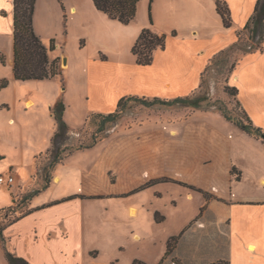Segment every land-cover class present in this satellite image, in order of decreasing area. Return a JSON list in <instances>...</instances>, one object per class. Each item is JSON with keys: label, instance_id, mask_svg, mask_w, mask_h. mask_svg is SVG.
<instances>
[{"label": "rangeland", "instance_id": "obj_1", "mask_svg": "<svg viewBox=\"0 0 264 264\" xmlns=\"http://www.w3.org/2000/svg\"><path fill=\"white\" fill-rule=\"evenodd\" d=\"M249 1L234 0L236 11L241 12ZM153 2H156L162 34L167 35V47L155 53L154 62L149 66L137 64L132 48L144 28L156 30L150 19L155 16L153 3L150 11L151 0L140 2L137 18L128 24L109 16L104 20L87 9L83 17H65V13L60 21L57 14L51 17L53 22L46 33L56 39V53L61 56L62 67L63 56L68 61L63 75L51 81L52 89L65 94L69 122L66 121L74 129L70 142L77 145L90 142L93 137L98 142L76 150L59 163L52 171L50 186L30 204L18 207L16 213L20 215L31 206L45 202L57 204L26 216L5 230L7 246L12 252H25L36 264H133L135 259L152 264H184L185 260L173 253L161 260L166 255L170 235H178L184 222L197 215L207 199L218 198L217 192L199 189L198 185L220 188L232 199L249 203L264 198V137L250 136L235 127L214 112L218 111L216 105L209 110H198L179 104H147L129 99L115 121L97 117L86 123L91 113L114 111L116 107L111 103L117 94L157 97L142 91L148 90L146 87L154 82L155 75L165 77L175 62L181 76L196 82L213 57L227 48L214 51L210 39L218 30L235 32L232 16V24L225 28L216 10L208 9V13L204 10L200 15L180 18L181 23L188 25L177 33L166 9L178 11V5L172 0ZM194 26L199 28L198 36L190 31ZM244 37L247 39L248 34ZM182 38L198 41L176 45V39ZM202 45L207 48L205 55L199 54ZM53 53L49 51L51 60ZM236 57L241 59L240 52H232L228 63L209 67L204 74V86L196 92L208 93L218 106L226 105L233 117L244 110L242 104L237 105V97L226 90L230 67ZM38 93L23 87L19 94L24 97ZM241 94L248 104L256 98L249 88ZM259 102L255 109L251 105L249 108L255 117L254 125L264 132V121L257 122L264 117L262 96ZM13 112V108H0V175H7L11 165L23 160L24 163L16 165L21 181L13 186L0 184V209L42 185L39 168L47 161L51 148L52 125L44 106L27 107L20 102L16 124H9ZM36 152L39 153L35 155ZM211 154L214 157L211 162L199 163V159ZM225 155L242 170L241 181H227ZM133 205L140 208L138 216L130 212ZM231 206L221 215L227 223L226 217L252 218L264 226V207ZM157 211L165 216L161 222L155 220ZM225 227L228 236V225ZM135 233H140L142 238L137 239ZM256 244V247L250 246L252 249H239L234 243L233 262L264 264V236ZM0 264H9L1 239Z\"/></svg>", "mask_w": 264, "mask_h": 264}, {"label": "crops", "instance_id": "obj_2", "mask_svg": "<svg viewBox=\"0 0 264 264\" xmlns=\"http://www.w3.org/2000/svg\"><path fill=\"white\" fill-rule=\"evenodd\" d=\"M191 1L192 0H172V2L178 5L177 7L179 8V10L172 11V9L171 10L166 9L167 15L170 18V22H172L171 26L175 28L177 33L186 29V26L188 25V24L186 25V23L185 24L181 23L180 18H183L185 20L188 19V17L194 16L195 14L200 15L201 13H203L204 10L206 13H208L209 12L208 9L216 10L217 15L220 16L223 22L222 16L217 11V0H206L205 3L201 2L202 0H195V2H191ZM225 1H227L232 12L231 16L233 17V25H235L234 27L235 32L227 31L225 29L218 30L217 33L214 35V37L210 39L211 46H215L214 51L220 49L221 47L230 46L237 39V31L245 26V24L253 14L257 0H250L249 2H247L245 4V7L242 8L241 12L236 11L234 0H225ZM140 2L138 4V9L140 6ZM153 4H154L153 10L155 12V16L153 19L154 23L152 24V26L156 28L155 30L156 32L162 33L163 29L160 27L161 23H159V20L156 17V2L155 3L153 2ZM191 8L193 9V11H191ZM86 9L89 10L91 14H94L104 20H106V17L108 16L103 11L97 9L93 0H37L35 14H34L35 31L43 39V41L47 43V41H49L51 38H54L52 37L51 34L46 33L48 25L50 26L53 22L51 19L53 15L57 14L59 16V21H60V16H62L63 13H65V17L68 16L72 17L75 15L78 17H83L85 16L84 13L86 12L85 11ZM179 11L183 13H178ZM138 12L139 11H137V15ZM136 18L137 16L135 17V19ZM111 19L117 20L113 18ZM221 24L222 27L223 26L225 28L227 27L223 23ZM143 25H147V22L144 23ZM143 25L141 27H143ZM190 31L192 32V34H195L196 36H198L199 34L198 27L195 26L190 27ZM13 36H14V0H0V51L2 54V55L0 54V78H7L10 80L9 86L0 91V108L4 106H6L10 110L13 108L14 112L9 117L8 123L16 124L15 114L17 113L20 107V102L24 103L27 107H35L37 105L44 106L48 110L47 113L48 122L52 125V133L50 135L52 140V137L57 129V123L52 109L60 97H63L64 99V103L66 107L64 117L65 120L68 121V107L65 102V94L64 93L60 94L61 92H59L57 88L52 89L53 83L51 80L54 79V77L47 79H30V80H17L14 78L13 68L15 61H14ZM197 41H198L197 38L188 39V41L185 38H182L181 40L176 39L175 42L177 45L179 42H183V43L192 42V44H194ZM165 49L164 50L159 49L156 52L165 51ZM201 49H202L201 51L199 50V54L205 55L208 53L207 48L203 47V45ZM178 51L181 53L183 52L180 49H178ZM53 52H54L52 54L53 57L51 58L54 59L57 56H59L56 53V49L53 50ZM207 66L208 65H206L205 69L207 68ZM176 67H177V63L175 62L174 66L171 69H169V72L166 74L165 77H162L161 75H155V77L153 78L154 82L150 83L149 87H146L148 90L146 91L144 89L142 92L157 97L174 98L177 97V95L179 96L183 94L185 95L188 92L190 94L193 91L198 90L200 88L202 82V73L205 71V69L203 72H201L199 79L197 78V81L195 82L192 81L187 76L185 77L181 76V74H179L176 71ZM64 68L65 66L63 67V69ZM163 81H165L164 82L165 87L161 86V83ZM24 82H29V83L24 84ZM229 84L238 87L239 89L238 99L240 100L244 109L246 110L249 117L253 121V118L255 119V117L252 114L249 105H251V107L255 109L256 105H258V103L260 104L259 97L262 96L264 98V52L255 51L244 54L237 63L234 70L232 71L231 77L229 79ZM23 87H29L31 88V90L37 91V93L38 92L39 93L36 96L28 94L24 97H20L19 93ZM247 88L252 90L253 95H255L256 97L253 100L252 104H248V102H245L241 97L242 95L241 93L243 92L244 89ZM120 96L121 94L116 95L115 99H113V101L114 100L115 101L114 102L112 101L111 106H113L114 108L117 106L118 101L122 98ZM49 111H51V115L49 114ZM214 112L220 113L219 111H214ZM262 121H264V117L261 119V121H257V122H262ZM231 123L235 127L239 128L233 122ZM239 129L242 130L241 128ZM37 153L39 152H36L35 155ZM218 155L219 157L221 156L220 153ZM218 155H216V157ZM225 157H226L225 170L227 173L226 175L227 181L230 183H232L234 180L241 181L243 177L242 170L239 167L234 166L233 160L231 158H228V156L226 155ZM213 159L214 157L211 154L209 156H206L205 158L199 159L200 160L199 163L202 162L205 164L211 162ZM21 162L24 163V160ZM21 162L19 161L17 164L11 165L10 171L7 173L14 175L15 177L14 184L18 180L21 181L20 175L17 174V166H16V165L18 166L21 165ZM191 165L195 167L194 163ZM31 166L32 168L34 167V161L32 162ZM234 167L238 171L235 175L232 172V169ZM238 175L239 178H236L238 177ZM14 184L10 186H13ZM198 186L199 189L202 188V190L204 189L209 192H213V191L217 192L218 198L212 200L207 199L204 203L200 205L199 213L197 215L193 214L192 218L188 222H184L185 224L181 227V230L179 231L178 234L179 241L177 242L172 252L173 256L178 257V259L181 258L183 261L185 260L184 264H210L211 262L224 258H228L231 264H235L233 262V254H232V249L236 248V246H234V243L237 244V246L239 245L238 246L239 249H241L242 247H246L247 249H252V247H250L251 245H254L256 247L257 241H259V239L261 240V237L264 236V226L262 224L260 225L258 221L252 218H248V219L237 218L234 220L231 217L229 218L226 217L229 221L227 223L225 217H221V215L224 209L230 205L243 206L247 204H252L255 206L264 207V198L259 197L251 201V203H249L247 201L232 199L231 197L227 196L224 191H221L220 188L214 190L211 188H204L203 186L200 185ZM52 205H57V204H52ZM52 205L50 204V202H45L44 204H39L35 207L31 206L30 209H33V211L30 214H33L36 211L37 212L41 211L42 209H45L47 207H51ZM62 206H66V205L64 204ZM232 206L230 208H232ZM130 212H132L134 216H138L140 213V208L133 205L130 207ZM225 224L228 225V230L230 233L228 236H226ZM134 236L137 239L142 238V235L140 233H135ZM172 236H177V235L174 234L170 235V237ZM16 254L27 259L31 264H36L34 260H32L30 257H28L25 254V252H19V253L17 252ZM167 256L168 255H165L161 261L166 259ZM167 264H175V263L169 262Z\"/></svg>", "mask_w": 264, "mask_h": 264}, {"label": "trees", "instance_id": "obj_3", "mask_svg": "<svg viewBox=\"0 0 264 264\" xmlns=\"http://www.w3.org/2000/svg\"><path fill=\"white\" fill-rule=\"evenodd\" d=\"M141 0H93L98 10L103 11L109 17L117 19L124 24L130 23L137 16L138 4ZM37 0H14V78L17 80L30 79H47L55 76L63 75V67L61 64V56H57L53 60L49 57V51H53L57 47L56 39L51 38L49 45L36 33L34 27V14ZM153 0H151L150 11ZM217 11L222 16L224 24L230 26L232 24L231 9L225 0H217ZM151 24H153L150 16ZM248 34L247 39L244 35ZM167 45V35L156 32L151 27L144 28L136 40L132 52L137 58V64L140 66H149L153 64L155 59V52L159 49L164 50ZM240 52L241 56L244 54L261 51L264 52V0H257L254 12L242 29L237 31V39L226 49L217 53L211 62L208 64L205 71L202 73L201 87L204 86V74L209 67L216 63L229 62V57L232 52ZM2 59V58H1ZM239 58L236 57L233 61L230 71L234 70ZM3 61V60H2ZM231 77V75H230ZM229 77V79H230ZM10 80L7 78H0V91L9 86ZM199 90V89H198ZM198 90L185 96H177L174 98L154 97L149 99L146 96L130 95L122 97L114 109V111L105 113H91L86 123L92 121L94 118L102 117L107 121H115L122 113L126 102L129 99H136L147 104L160 102L163 104L173 105L179 104L185 107L194 109L209 110L211 106L216 105V109L229 121L233 122L239 128L255 137H264L262 128L256 127L252 119L244 109L241 115L233 117L229 113L226 105L221 103L219 106L210 100L208 93L204 92L196 94ZM226 90L237 97V105H241L238 99L239 89L236 86L230 85L229 80L226 85ZM65 103L63 97H60L54 105L52 111L55 115L57 129L51 140V148L48 151L47 161L39 168L43 183L40 187L24 193L20 199H13V204L0 209V239L4 243L5 257L9 264H31L27 259L17 255L8 249L5 230L22 219L24 216L30 214L33 209L18 215V207L20 205L30 204L33 198L41 191L47 189L52 180V171L55 167L63 162L69 155L76 150H81L93 146L98 139L93 137L90 142H82L77 145L71 144V133L74 129L65 120ZM243 108V107H242ZM233 173H237V169H232ZM239 178V175H238ZM165 216L160 215V212L155 213V220L161 222ZM179 239V235L172 236L168 241L166 255H170ZM174 241L172 244L171 241ZM133 264H149L143 260L135 259ZM211 264H231L229 260L220 259Z\"/></svg>", "mask_w": 264, "mask_h": 264}, {"label": "built area", "instance_id": "obj_4", "mask_svg": "<svg viewBox=\"0 0 264 264\" xmlns=\"http://www.w3.org/2000/svg\"><path fill=\"white\" fill-rule=\"evenodd\" d=\"M1 53V51H0ZM15 182V177L14 175L11 174H7V175H0V184L4 185V184H8V185H12Z\"/></svg>", "mask_w": 264, "mask_h": 264}, {"label": "water", "instance_id": "obj_5", "mask_svg": "<svg viewBox=\"0 0 264 264\" xmlns=\"http://www.w3.org/2000/svg\"><path fill=\"white\" fill-rule=\"evenodd\" d=\"M63 58H64V59H63V60H64V61H63V66H66L67 63H68L67 58H66L65 56H63Z\"/></svg>", "mask_w": 264, "mask_h": 264}]
</instances>
